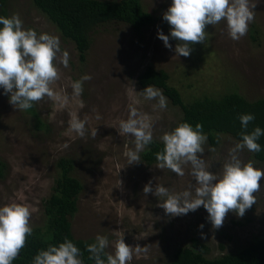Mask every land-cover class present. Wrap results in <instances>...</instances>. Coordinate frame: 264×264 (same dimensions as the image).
I'll return each instance as SVG.
<instances>
[{"label": "rangeland", "instance_id": "rangeland-1", "mask_svg": "<svg viewBox=\"0 0 264 264\" xmlns=\"http://www.w3.org/2000/svg\"><path fill=\"white\" fill-rule=\"evenodd\" d=\"M256 2L255 20L243 38H229L223 21L207 25L204 44L192 45L190 55L183 57L176 56V40L169 39V49L157 35L158 29L170 34L163 13L172 0H140L142 9L154 21L139 33L115 20L94 27L80 62L74 44L61 37L31 0H6L9 17L18 14L24 29L58 37L61 50H66L70 59L67 68L57 60L61 79L52 86L68 96V104L62 107L45 97L33 105L46 127L36 128L34 117L15 109L0 87V160L6 165L0 177V206L11 202L30 206L31 226H39L43 221L42 202L58 173L55 162L65 157L70 161L68 174L80 184L76 210L70 218L72 235L83 239L107 236L109 253L114 252L115 241L123 237L126 244L141 247L130 264H168L173 251L187 246L190 238L206 245V256L212 258L260 237L264 233V178L255 194L256 204L242 217L230 211L219 229H213L203 206L173 217L158 206L163 198L145 195L143 188L149 181L153 189L159 184L172 193L194 187L190 166L180 177L159 169L157 163L147 165L141 158V162L128 165L125 154L134 149V138L118 132L120 120L128 118L129 105L151 118L155 140L171 131L181 115L180 108L164 94L168 101L164 110L154 109L156 101L145 99L142 92L147 86L139 87L136 76L147 66L164 70L168 84L178 90L183 102L227 91L247 100L264 97V0ZM251 29L256 30V39H251ZM85 74L92 79L83 83L82 95L75 97L71 83ZM71 113L86 120L84 137L70 130ZM95 129L97 135L93 137ZM216 139L214 145L206 142L202 158L210 171L219 174L228 149L239 141L226 134H218ZM240 156L245 163L254 161V167L264 170V161L254 160L247 150Z\"/></svg>", "mask_w": 264, "mask_h": 264}, {"label": "clouds", "instance_id": "clouds-1", "mask_svg": "<svg viewBox=\"0 0 264 264\" xmlns=\"http://www.w3.org/2000/svg\"><path fill=\"white\" fill-rule=\"evenodd\" d=\"M256 6V0H172L170 7L163 13V20L170 26V34L165 35L158 29L157 35L169 49L172 48L169 39L176 40V56L188 57L192 45L204 44L207 25L215 26L223 21L229 38L239 41L255 20ZM0 25V87L5 95H9V103L15 109L25 111L47 97L62 107L66 106L68 96L52 87L61 79L57 60L64 68L69 66L70 55L66 50H61L59 38L48 33L38 35L34 29H24L18 14L0 16ZM91 79V75L85 74L73 81V96H81L83 83ZM142 94L145 99L156 101L154 109H166L167 98L159 89L149 85ZM70 115V130L84 137L86 120L80 119L75 113ZM96 118L100 119V116ZM238 119L241 139L228 149L227 159L219 174L210 171V165L202 158L208 139L202 124L197 123L193 128L183 122L165 132L160 137L163 150L156 153L157 167L183 177L185 169L190 166L189 174L195 186L190 185L182 192L172 193L159 184L153 189L149 181L143 188L144 194L152 193L157 198H163L158 206L173 217L186 215L203 206L213 229L223 225L230 211L242 217L246 210L256 204L255 194L261 190L260 181L264 178V170L254 167V161L245 163L240 154L245 150L259 153L261 145L257 141L264 135V130L255 127L251 132L248 131L249 123L255 120L254 114H243ZM152 129L151 118L129 105L128 118L120 120L118 130L120 135L134 138V149L125 154L128 165L141 162L139 153L153 143ZM91 135H97L96 129ZM31 217L32 210L28 205L11 202L0 206V264H13L19 258L27 238L33 234ZM108 247V237L98 234L95 242L86 245L89 259L94 260L95 264H130L134 252L141 251L140 246L126 244L123 237L115 241L114 252H107ZM80 256L81 250L65 238L58 246L49 245L47 250H40L32 264H83Z\"/></svg>", "mask_w": 264, "mask_h": 264}, {"label": "trees", "instance_id": "trees-1", "mask_svg": "<svg viewBox=\"0 0 264 264\" xmlns=\"http://www.w3.org/2000/svg\"><path fill=\"white\" fill-rule=\"evenodd\" d=\"M32 4L54 24L62 38L70 40L77 51L78 61L82 62L89 46V34L94 27L111 20L127 23L135 33L154 21L147 11L143 10L140 0H31ZM6 0H0V16L9 17ZM2 27V25H0ZM255 29H251V39H256ZM139 87L154 86L160 88L172 104L177 105L181 115L174 128L187 122L195 128L202 124L210 145L217 142L218 134L229 135L240 141L241 131L238 117L243 114H254L255 120L249 123L248 131L255 127L264 130V97L247 100L234 91H227L218 96L193 98L183 102L178 90L167 82V73L162 69L145 67L136 76ZM32 115L36 128L46 127L37 116L34 106L25 110ZM173 128V129H174ZM172 129V130H173ZM261 145L259 153H250L257 161H264V135L257 141ZM161 140L153 139L140 153L141 160L149 165L157 163L156 153L163 150ZM55 166L58 173L53 179L50 194L42 202L43 221L33 227V234L27 238L26 246L13 264H32L40 250H47L49 245L58 246L65 238L70 239L80 250L83 264H95L90 260L86 245L95 242V238H75L70 229V218L76 210V196L80 184L68 174L70 161L59 157ZM6 165L0 160V177ZM238 223V222H237ZM221 248V246H220ZM209 248L196 238H190L187 246L176 248L168 264H264V233L249 241L245 246L217 257H207Z\"/></svg>", "mask_w": 264, "mask_h": 264}]
</instances>
